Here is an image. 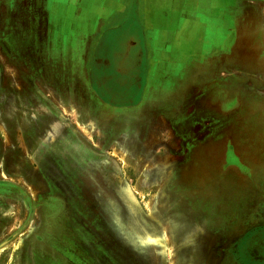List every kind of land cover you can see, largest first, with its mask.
I'll use <instances>...</instances> for the list:
<instances>
[{"label":"rangeland","instance_id":"obj_1","mask_svg":"<svg viewBox=\"0 0 264 264\" xmlns=\"http://www.w3.org/2000/svg\"><path fill=\"white\" fill-rule=\"evenodd\" d=\"M12 4L0 0V264H264V0H240L222 71L144 116L110 111L43 43L14 58Z\"/></svg>","mask_w":264,"mask_h":264},{"label":"crops","instance_id":"obj_2","mask_svg":"<svg viewBox=\"0 0 264 264\" xmlns=\"http://www.w3.org/2000/svg\"><path fill=\"white\" fill-rule=\"evenodd\" d=\"M242 12L240 0H13L3 43L14 58L43 43L46 60L73 62L110 111L144 116L222 71ZM114 44L123 52L112 57Z\"/></svg>","mask_w":264,"mask_h":264},{"label":"flooded vegetation","instance_id":"obj_3","mask_svg":"<svg viewBox=\"0 0 264 264\" xmlns=\"http://www.w3.org/2000/svg\"><path fill=\"white\" fill-rule=\"evenodd\" d=\"M5 29V28H4Z\"/></svg>","mask_w":264,"mask_h":264}]
</instances>
